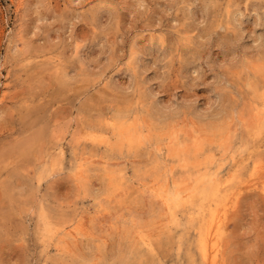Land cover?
<instances>
[{
	"label": "rangeland",
	"instance_id": "374dc122",
	"mask_svg": "<svg viewBox=\"0 0 264 264\" xmlns=\"http://www.w3.org/2000/svg\"><path fill=\"white\" fill-rule=\"evenodd\" d=\"M263 104L264 0H0V264H264Z\"/></svg>",
	"mask_w": 264,
	"mask_h": 264
},
{
	"label": "bare ground",
	"instance_id": "6f19581e",
	"mask_svg": "<svg viewBox=\"0 0 264 264\" xmlns=\"http://www.w3.org/2000/svg\"><path fill=\"white\" fill-rule=\"evenodd\" d=\"M228 14V13H227ZM264 105V104H263ZM263 109V108H262ZM260 114V113H259ZM258 114V115H259ZM133 127H134V125H133ZM130 128V127H129ZM123 130H125V127H124V129ZM128 130V129H127ZM129 131V130H128ZM126 132V131H125ZM226 132V131H225ZM128 133H130V132H128ZM127 133V134H128ZM155 134V133H154ZM225 134V133H224ZM223 134V135H224ZM129 135H131V134H129ZM157 135V134H156ZM222 135V134H221ZM92 136V135H91ZM255 136V135H254ZM134 137V136H133ZM153 137V136H152ZM223 137V136H222ZM129 138H131V137H129ZM135 138V137H134ZM133 138V139H134ZM90 139V138H89ZM149 139V138H148ZM130 140V139H129ZM135 140V139H134ZM126 141V140H125ZM150 141V140H149ZM149 141H147V143H149ZM151 141H153V139L151 140ZM91 142V141H90ZM136 142V141H135ZM139 142V141H138ZM137 142V143H138ZM140 143V142H139ZM142 143V142H141ZM147 143L145 144V143H142V144H145V145H147ZM130 144V143H129ZM154 144V143H153ZM158 144H160V143H158ZM151 145V144H150ZM155 145V144H154ZM153 145V146H154ZM194 145V144H193ZM152 146V145H151ZM122 147H124V146H122ZM145 148H146V146H144ZM148 147V146H147ZM160 147V146H159ZM153 148V147H152ZM225 148V147H224ZM56 149V148H55ZM198 149V148H197ZM157 150H159V149H157ZM195 151V150H194ZM158 152V151H157ZM159 152H160V150H159ZM194 153V152H193ZM62 157H64V155L62 156ZM198 158V157H197ZM210 160V159H209ZM198 161V160H197ZM202 162V161H201ZM246 162V161H245ZM199 163V162H198ZM162 166V165H161ZM171 167H172V165H171ZM170 167V168H171ZM255 167V166H254ZM185 170H187V169H185ZM262 170V169H261ZM178 171V170H177ZM216 172V171H215ZM51 175V174H50ZM172 175V174H171ZM182 175V174H181ZM194 177V176H193ZM211 179V178H210ZM167 180V179H166ZM189 180V179H188ZM213 180V179H212ZM179 181V180H178ZM181 181V180H180ZM198 182H200V180L198 181ZM122 183V182H121ZM180 183V182H179ZM118 185V184H117ZM198 186V185H197ZM203 186V185H202ZM220 186V185H219ZM116 187V186H115ZM121 187V186H120ZM180 187V186H179ZM199 187H201V185L199 186ZM198 187V188H199ZM113 188V187H112ZM218 188V187H217ZM212 189V186L211 185H205V186H203V190L200 188V190H202V191H205V190H211ZM109 190V189H108ZM114 190V189H113ZM219 190V189H218ZM109 191H111V189L109 190ZM182 190H176L174 193H175V197H177L179 194H180V192H181ZM192 191H196V187H195V190L193 189ZM196 192H198V191H196ZM189 193V192H188ZM187 193V194H188ZM192 195V194H191ZM220 196V195H219ZM186 197V196H185ZM188 197V196H187ZM192 197V196H191ZM190 197V198H191ZM195 200V199H194ZM197 201V200H196ZM199 201H201V200H199ZM195 202V201H194ZM197 204V203H196ZM189 206V205H188ZM191 206V205H190ZM180 207H183V206H181L180 205ZM192 207V206H191ZM177 208V207H176ZM187 208V207H186ZM205 208V207H204ZM195 209V208H194ZM172 213H173V211H172ZM174 214V213H173ZM216 214H217V212H216ZM176 215V214H175ZM199 217V216H198ZM45 218V217H44ZM43 218V219H44ZM48 218V217H47ZM217 218V215H214L213 213H211V221L209 222V225H207V227H205L206 229H205V232H204V234H203V236L201 237V247L203 248L202 249V253H203V255L202 256H204V257H206L205 255H206V247H207V245H208V243H209V241L207 240V238L208 239H211V240H215V239H217V237H218V235H219V224H218V222H219V220L218 219H216ZM209 219V218H208ZM46 220V219H45ZM190 220V219H189ZM194 220V219H193ZM192 219L190 220V221H192V222H194ZM60 221V220H59ZM188 221V220H187ZM42 222H45L44 220L42 221ZM49 222V221H48ZM47 223V222H46ZM42 224V223H41ZM193 224V223H192ZM191 223H190V225H192ZM43 225H46V224H43ZM185 225V224H184ZM184 225H182V227L184 226ZM42 226V225H41ZM46 226H51V225H46ZM83 226V225H82ZM221 226V225H220ZM61 227H63V226H61ZM190 227V226H189ZM188 229L187 227H185L184 226V229ZM192 228V227H191ZM42 230V229H41ZM56 230H57V228H56ZM183 230V229H182ZM44 231V230H43ZM46 231V230H45ZM51 231V230H50ZM52 232V231H51ZM50 232V233H51ZM44 233V235H45V233L46 232H43ZM42 233V234H43ZM56 234V233H55ZM42 236V235H41ZM45 237H46V235H45ZM43 238H44V236H43ZM64 241V240H63ZM60 243V242H59ZM62 243V242H61ZM210 244V243H209ZM212 245H214V248H216V244H215V241L214 242H212ZM218 245V244H217ZM210 246H211V244H210ZM212 248V247H211ZM210 248V249H211ZM134 249V248H133ZM208 250V249H207ZM219 250V249H218ZM134 251H135V249H134ZM120 252V251H119ZM210 254V253H209ZM118 255V254H117ZM117 255H115V257H117ZM133 255V254H132ZM121 256H122V254H121ZM216 256H218V255H216ZM114 257V258H115ZM132 257V256H131ZM204 257H202L203 259H204ZM134 258V257H133ZM209 258V257H208ZM119 259H124V258H119ZM115 260V259H114ZM118 260V258H116V260L115 261H117ZM130 260V259H129ZM206 260V259H205ZM210 261V260H209ZM121 262V261H120ZM214 262H215V257H212L211 258V264H214ZM124 263V262H123ZM209 263V262H208ZM219 263V262H218Z\"/></svg>",
	"mask_w": 264,
	"mask_h": 264
}]
</instances>
